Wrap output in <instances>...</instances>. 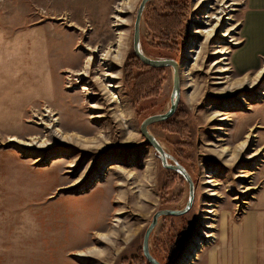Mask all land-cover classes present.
<instances>
[{"label":"rangeland","instance_id":"rangeland-1","mask_svg":"<svg viewBox=\"0 0 264 264\" xmlns=\"http://www.w3.org/2000/svg\"><path fill=\"white\" fill-rule=\"evenodd\" d=\"M141 1L0 0V25L6 36L25 30L46 35L55 93L49 100L36 99L27 88L21 100L14 102L3 101L0 95V264H150L143 253V239L153 215L159 209L186 206L188 180L163 166L141 132L147 117L170 108L174 85L173 67H151L134 53ZM249 1L253 0H152L142 16V51L154 59L164 55L175 59L186 70L183 74L181 68L176 113L149 127L195 183L192 209L182 216L161 217L151 234L150 249L162 264H180L196 236L204 245L195 250L197 255L189 264H206L225 216L239 214L258 189L264 162L260 112L264 94H259L264 91V64L241 72L232 61L233 52L241 46ZM122 5L128 6L126 11L118 10ZM166 23L172 26L169 43L162 37ZM121 31L123 60L101 59L104 51L117 48ZM234 38L239 44H234ZM92 47L97 52L89 76L74 74L85 68ZM220 48L230 50L227 60L222 61L224 54H216ZM218 60L222 62L216 64ZM224 66L229 70L219 73ZM107 72L118 73V78L107 81L115 86V102L96 80ZM256 78L258 82L251 86ZM219 80L224 83L218 84ZM85 86L93 95L83 90ZM96 104L99 107L92 106ZM55 118L77 140L63 143L53 137ZM179 125L186 126L185 134L177 129ZM215 126L223 129L217 131ZM12 137L35 138L42 145L28 147ZM246 139L247 147L228 160L227 155ZM59 150L71 153L54 154ZM81 180L86 182L84 188H66ZM209 208L212 214L206 212ZM206 220L213 228L202 226ZM202 231L214 236L205 239ZM32 232L34 241L8 239L16 233L18 241ZM101 233L113 241L105 242ZM49 241L54 244L51 248ZM94 247L103 249V254L88 258L74 254ZM67 248L72 251L65 256L66 262L33 259L35 254L40 258L51 252V260H56L61 256L58 252Z\"/></svg>","mask_w":264,"mask_h":264},{"label":"crops","instance_id":"crops-1","mask_svg":"<svg viewBox=\"0 0 264 264\" xmlns=\"http://www.w3.org/2000/svg\"><path fill=\"white\" fill-rule=\"evenodd\" d=\"M248 9L241 46L232 58L235 70L241 72L264 64V0L249 1ZM0 87V95L6 102L20 101L27 88L34 91L36 99L49 100L55 94L50 49L44 33L25 30L6 36L0 25ZM260 112L264 122V104ZM258 173V189L239 214L225 216L219 240L209 250L206 264H264V162ZM13 237L16 233L8 239L14 243L35 240L34 232L22 235L18 241ZM48 243L53 247L51 241ZM70 251L67 248L58 252L61 256L56 260H51V252L48 257L37 258L39 253L35 254L33 259L40 263L66 262L65 256Z\"/></svg>","mask_w":264,"mask_h":264},{"label":"water","instance_id":"water-1","mask_svg":"<svg viewBox=\"0 0 264 264\" xmlns=\"http://www.w3.org/2000/svg\"><path fill=\"white\" fill-rule=\"evenodd\" d=\"M152 0H142L141 4L137 11V17L135 22V31H134V40H133V50L138 59H140L144 64L149 65L154 68H163V67H173L174 69V85L171 94V105L170 108L161 114L151 115L147 117L141 124V132L145 139L151 144L154 149L160 155L162 164L164 167L180 172L189 182V198L186 206L182 209H159L155 212L152 217V220L147 227L143 239V253L150 264H162L151 252L150 249V238L153 230L157 226L159 220L163 216H182L187 214L193 207L195 202V183L190 175L188 169L183 166L173 155H171L159 142L157 137L150 132V125L155 122L167 121L177 111L181 100V64L179 61L172 58H164V59H154L149 57L146 53H144L141 49V21L144 10L147 4ZM169 160L173 161V163H169Z\"/></svg>","mask_w":264,"mask_h":264},{"label":"bare ground","instance_id":"bare-ground-1","mask_svg":"<svg viewBox=\"0 0 264 264\" xmlns=\"http://www.w3.org/2000/svg\"><path fill=\"white\" fill-rule=\"evenodd\" d=\"M127 6V5H126ZM126 6H123L122 5V7L120 8V9H118L119 11H126L127 9V7ZM124 9H126V10H124ZM131 9V8H130ZM129 10V9H128ZM119 19H122L121 17L119 18ZM120 21V20H119ZM122 21V20H121ZM123 22H125V21H123ZM124 24V23H123ZM208 23H205V25H207ZM120 31V30H119ZM214 33V30L213 31H209V32H207V35H205L207 38H211V36H212V34ZM119 42H118V46H117V48L115 49L114 48V50H112V49H109V50H107V51H104V53H102V56H101V59H103V60H106V59H111L112 60V58H114V61H116L117 63H120L122 60H123V56H124V51H123V48H122V44H123V42H122V39H123V36H122V31L121 32H119ZM236 39L234 38L233 39V41H235ZM234 44H239V41H235L234 42ZM88 49H90L91 50V53H90V55H89V57H88V60H87V62H86V65H85V68L84 69H81V70H79V71H77L76 73H74V74H77V75H81V76H83L84 78H86L85 76H89V74H90V63H91V59H93V56H94V53L95 52H97V48L95 47H92V48H88ZM101 51V50H100ZM114 52H116V54H114ZM228 52H230V50L228 51V49H226L225 50V48H220V49H218L217 51H216V54H224V58L222 59V61L223 60H227V56H226V54L228 53ZM221 60L219 61H217L216 62V64L217 63H220V62H222ZM102 62V61H101ZM223 64H225V65H227V63H223ZM185 64H182V73L184 74V72L186 71L185 70ZM227 70H229V68H226V66H224L222 69H219V73H223V72H225V71H227ZM262 71H264V68L262 69ZM262 71H261V73H262ZM101 73V72H100ZM263 74H264V72H263ZM187 75V74H186ZM218 76V75H217ZM108 77H111V78H118V73H109V72H107V73H103L102 75L101 74H99L97 77H96V80L98 81V82H100L101 83V85H103V87H102V89H103V91L104 92H106V93H108V94H110V96L109 97H111L110 99H111V101L112 102H115V101H117L116 100V98H117V95L113 92V88L115 87L114 85H112L111 83H107V81H108ZM189 78V77H188ZM217 79H223V77H221V76H218V77H216ZM88 79V78H87ZM112 80V79H111ZM114 80V79H113ZM258 79L256 78V80H253V82H251L250 83V85L251 86H253L255 83H256V81H257ZM110 82V81H109ZM258 82V81H257ZM114 83V82H113ZM218 84H220V83H224V81L223 80H219L218 82H217ZM117 85V84H116ZM119 85V84H118ZM186 85V84H185ZM230 87V86H229ZM234 87V86H233ZM117 88V87H116ZM86 90V91H88V95H93V93L90 91V88H88V86H85L84 88H83V90ZM227 90V89H226ZM228 91V90H227ZM232 91V90H231ZM94 92V91H93ZM226 91H223V93H225ZM105 93V94H106ZM228 93V92H227ZM229 93H230V91H229ZM232 93V92H231ZM220 94V93H219ZM259 94H261V95H263L264 94V91H260V93ZM119 95V94H118ZM118 99V98H117ZM243 100H244V102H246L247 100L245 99V98H242ZM110 102V101H109ZM92 106H94V107H99V105H92ZM49 108V107H48ZM46 109V108H45ZM52 110V109H51ZM48 112H50L51 113V111H50V108L48 109ZM54 112V111H53ZM47 116H49L48 114H47ZM118 116V115H117ZM96 117H100V115L99 114H97L96 115ZM56 119V121H55V131H56V135H52L53 137H56V138H59L63 143H68V142H71V141H75V140H77V136L76 137H74L72 134H66L59 126H58V124H57V118H55ZM226 118H223V119H221V120H225ZM215 128V130H217V131H220V129H223V128H221V126H215L214 127ZM38 138V137H37ZM11 140L12 141H15V142H18V143H22V144H24L25 146H28V147H33V146H35V145H38V144H40V145H42V141H39V140H35V138L33 139H31L30 141H23V140H21V138L20 139H18V138H15V137H12L11 138ZM50 143V142H49ZM248 143H249V140H244V141H242L239 145H238V150H236L232 155H227L228 156V160H233L234 159V156H235V154H236V152L237 151H241V149H244L245 147H247V145H248ZM221 151H222V149H221ZM223 151L224 152H226L227 150H226V148L225 149H223ZM64 152V154H66V153H68V154H70L71 152L70 151H63V150H59V151H56L54 154H61V153H63ZM252 156V155H251ZM251 156H249V157H251ZM255 156H257V155H255ZM71 166H75V164H72ZM255 166V165H254ZM105 167H106V164L105 163H103L102 165H101V169L99 170V172L102 174L103 173V171L105 170ZM147 167H149V165L147 164ZM128 175H130L129 173H127V176ZM222 175H225L224 173H222ZM210 177H212V176H210ZM213 180H210L209 179V183L210 182H212ZM77 182H75V183H73V184H70V185H68V186H66V188L67 189H70V188H75V187H83L84 188V184L86 183H84L82 180H81V184H76ZM120 184V183H119ZM121 184H122V182H121ZM213 186H215V184H213ZM229 190H233V185L230 183V189ZM120 191V190H119ZM123 192V191H122ZM143 194V193H142ZM122 195H123V193H122ZM212 195H216V194H212ZM130 196V195H129ZM134 196H135V194H134ZM123 201V200H122ZM207 213H209V214H212L213 212H214V210L213 209H211V208H209L207 211H206ZM208 218H211V217H206V219H208ZM120 221H122L121 219H120ZM208 223V221L206 220L204 223H203V227L205 226V227H209V228H213V226L212 225H209V224H207ZM211 223V222H210ZM132 226V225H131ZM203 229V228H202ZM120 230V229H119ZM113 232V231H112ZM205 235H204V238L205 239H207V238H211L212 239V237L214 236V234L213 233H211V232H209V231H207V232H204V231H202ZM3 233V232H2ZM5 234V233H4ZM114 234V233H113ZM100 239V238H99ZM101 239L102 240H104L105 242L106 241H113V239H112V237L109 235V234H107V233H101ZM34 241V240H33ZM7 242V241H6ZM8 243V242H7ZM78 243V242H77ZM109 244V243H108ZM192 244H194V245H191V248H190V250L189 251H187L186 253H185V255H184V258L182 259V261H181V263L180 264H189V262H190V260H192L193 258H195L196 257V255H197V252L198 251H195V250H197V248L198 247H203V241H202V238H200V237H195L194 238V240H193V242H192ZM200 245V246H199ZM195 251V252H194ZM103 249H101V248H96V247H94V248H91V249H89V250H85V251H80V252H76V253H74L76 256H79L80 258L82 257V258H88V257H91V256H95V255H102L103 254ZM61 260H63V259H61ZM65 260V259H64ZM59 261V260H58ZM54 262V261H53ZM59 263H60V261H59ZM62 263V262H61ZM53 264V263H52Z\"/></svg>","mask_w":264,"mask_h":264},{"label":"trees","instance_id":"trees-1","mask_svg":"<svg viewBox=\"0 0 264 264\" xmlns=\"http://www.w3.org/2000/svg\"><path fill=\"white\" fill-rule=\"evenodd\" d=\"M168 23L163 25V31H164L163 35L164 36H162V37H164V40H163L164 43H169V41L172 40V33H171L172 31H169V29H172V26L171 25H167ZM164 57L167 58V56H165V55L162 58H164ZM176 127H178L177 129L180 130L181 134H183V133L185 134L184 129H186V126L181 127V125H179V126H176ZM151 252L155 256V253H153V250Z\"/></svg>","mask_w":264,"mask_h":264}]
</instances>
